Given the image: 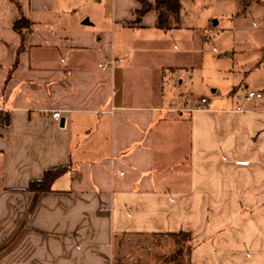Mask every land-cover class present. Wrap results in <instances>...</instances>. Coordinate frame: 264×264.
<instances>
[{"label":"crops","instance_id":"crops-1","mask_svg":"<svg viewBox=\"0 0 264 264\" xmlns=\"http://www.w3.org/2000/svg\"><path fill=\"white\" fill-rule=\"evenodd\" d=\"M107 1L109 26L90 29L63 0H0V264H160L180 232L189 264H264V94L239 90L264 79V0L234 3L252 43L196 57L205 104L173 94L197 52L165 44L182 23ZM61 166L50 192L28 190Z\"/></svg>","mask_w":264,"mask_h":264},{"label":"rangeland","instance_id":"rangeland-1","mask_svg":"<svg viewBox=\"0 0 264 264\" xmlns=\"http://www.w3.org/2000/svg\"><path fill=\"white\" fill-rule=\"evenodd\" d=\"M235 1L181 0L182 27L169 32L165 41V44L175 47L176 53L183 54L190 46L196 47L197 50L196 54L185 57V60L188 58L189 64L181 70L179 81L183 80V82L176 86L173 93H177L176 96H180L181 101L190 103L201 98H209L211 95L202 86L208 75L206 76L203 68L196 65V57L203 59L202 62L205 64L214 61V57L224 59L223 53L229 50V46L238 48L241 44L252 43L257 37V31L253 30L256 20H252L250 16H247L246 20L232 21V14L236 9ZM63 4L66 20L70 16L77 20L82 17L80 22L88 20L90 29H95V26L101 28L109 26L111 4L107 0H63ZM138 20L140 18L137 17L135 21ZM263 41L264 37L261 41L264 44ZM215 49L217 52H214ZM262 80L264 79L260 76L257 79L250 78L240 86L239 90L246 93L251 90L254 92L262 90L264 94ZM245 85L248 86L247 89H244ZM169 240L173 242L172 239Z\"/></svg>","mask_w":264,"mask_h":264},{"label":"trees","instance_id":"trees-1","mask_svg":"<svg viewBox=\"0 0 264 264\" xmlns=\"http://www.w3.org/2000/svg\"><path fill=\"white\" fill-rule=\"evenodd\" d=\"M181 0H153L152 3L140 1L141 9L139 16L151 12L154 16V26L161 30L178 29L181 26ZM13 29L18 33L23 41L25 35L32 30V25L21 18L14 22ZM22 47V46H21ZM67 167L61 166L46 170L43 178L38 182H32L29 185V191L50 192L53 182L64 174ZM175 245V251L172 255L160 260V264H189V258L192 251L190 235L180 232L175 235H169Z\"/></svg>","mask_w":264,"mask_h":264},{"label":"built area","instance_id":"built-area-1","mask_svg":"<svg viewBox=\"0 0 264 264\" xmlns=\"http://www.w3.org/2000/svg\"><path fill=\"white\" fill-rule=\"evenodd\" d=\"M109 65H99V67H101L102 69H106ZM262 97V93L259 92H254V91H249L245 97V100L247 102H250L252 100H259ZM201 103L205 104L206 100L205 99H201ZM51 119L55 120V121H59L61 118L60 112L55 111V112H51L50 114Z\"/></svg>","mask_w":264,"mask_h":264},{"label":"water","instance_id":"water-1","mask_svg":"<svg viewBox=\"0 0 264 264\" xmlns=\"http://www.w3.org/2000/svg\"><path fill=\"white\" fill-rule=\"evenodd\" d=\"M87 23V21H85ZM214 24H216V21H214ZM60 125L63 126V120H60Z\"/></svg>","mask_w":264,"mask_h":264}]
</instances>
